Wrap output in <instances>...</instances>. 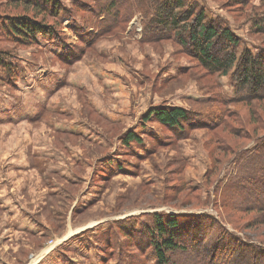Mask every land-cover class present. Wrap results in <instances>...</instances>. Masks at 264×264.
I'll return each instance as SVG.
<instances>
[{
    "label": "rangeland",
    "instance_id": "374dc122",
    "mask_svg": "<svg viewBox=\"0 0 264 264\" xmlns=\"http://www.w3.org/2000/svg\"><path fill=\"white\" fill-rule=\"evenodd\" d=\"M193 1L253 52L264 49V34H250L247 20L257 8L264 14V0ZM94 2L60 1L62 44L0 38L15 75L0 68V264H157L138 233L153 213L204 214L241 245L264 249V210L238 204L233 195L245 190L232 179L257 140L264 145V100L251 104L256 124L249 107L230 103L227 76L207 73L175 41L141 42L138 12L127 28L100 37L103 26L88 13ZM12 6L0 0V15L22 14ZM162 106L191 111L196 127L181 138L153 117L144 120ZM128 132L140 141L124 144ZM19 203L24 215L14 214ZM22 222L24 233L16 231ZM121 228L118 245L107 239V248L109 229ZM190 232L205 250L196 255L213 250L210 264L225 252L235 257L231 244L215 241L223 239L216 231Z\"/></svg>",
    "mask_w": 264,
    "mask_h": 264
},
{
    "label": "trees",
    "instance_id": "16d2710c",
    "mask_svg": "<svg viewBox=\"0 0 264 264\" xmlns=\"http://www.w3.org/2000/svg\"><path fill=\"white\" fill-rule=\"evenodd\" d=\"M60 1L11 0L14 9L22 6V14L3 13L0 15V27H3L0 29V38L16 45L27 44L33 39L36 40L37 36H41L55 45L62 44L60 35L57 33L60 26L57 20L61 14ZM93 4L95 9L88 13L89 16L96 17L99 25L103 26L100 37L109 32L127 28L132 14L138 12L142 16L141 42L175 41L182 51L195 59L207 73L227 76L234 90V97L230 100L231 104L244 103L250 109L252 102L264 100V49L260 48L253 52L248 46L242 44L241 38L232 31L229 24L217 19L218 17L213 18L205 14L203 6L198 2L193 0H97ZM87 6L89 7L86 4ZM74 12L76 13V10ZM45 15L54 19L53 22L44 24ZM247 20L251 23L248 29L250 34H264V14L261 15L258 8ZM2 53L0 64H3L5 68L3 69L1 65L0 68L4 74L8 73L10 78L15 77L10 73L13 69L12 65L4 63ZM250 111L256 124H260V119L256 120V116L259 117V115L256 113L255 106ZM191 116H193L191 111L181 107L162 106L145 114L144 120L153 117L158 124L170 131L174 130L172 131L174 133L183 134L181 138H184L187 137L189 130L196 127ZM201 125L205 124L201 123ZM139 141L134 133L128 132L125 135L124 144ZM256 144L255 150L253 148L249 150L253 154L247 158L245 163H242L241 167L239 165L237 174L235 173L232 178L239 186L238 189L245 191L233 197L237 198L238 204L243 205L244 209L248 205V208H253V210H264V196L262 198L258 196L261 192L264 193V145L261 146V140H257ZM240 157L244 158L245 154L241 153L237 156L238 164ZM248 194H250L249 203L242 199ZM253 196L257 199H252ZM147 224H151L150 228H147ZM192 229L216 231L217 236L223 238H216V242L220 244L225 242L224 245L228 247L229 244L232 245L235 257L227 258V252H225L224 258L226 259L213 258L217 261L212 264H264V249L256 245L258 242H247L248 245H241L243 242H237L238 240H235L237 238L229 234L227 230L225 231L216 219L204 216V214L189 216L153 213L150 214V220L148 219L146 223L139 226L138 233L146 235L149 239L150 249L157 264H179L182 259L181 255L184 256L181 264H210V252L213 250L201 254L204 257L196 255L198 254L196 249L199 248L200 251L201 248L202 251L204 247L198 243L201 240L198 233L192 232L191 234ZM119 232L122 233V228L116 229V232L109 229L108 235L103 238V243L107 248L111 246L110 242L114 246L118 245ZM200 236L202 238V235ZM204 238L206 240V235ZM239 251L241 259H245V262L237 259L236 255Z\"/></svg>",
    "mask_w": 264,
    "mask_h": 264
},
{
    "label": "crops",
    "instance_id": "0c3cea01",
    "mask_svg": "<svg viewBox=\"0 0 264 264\" xmlns=\"http://www.w3.org/2000/svg\"><path fill=\"white\" fill-rule=\"evenodd\" d=\"M24 206L21 204V203H19L18 204V206L16 205V207H15V210H14V214H17V213H19V214H22V215H24V212H25V210H24ZM27 215V214H26ZM25 218H28L27 216H25ZM12 220H13V218H11ZM24 224H26V223H20V226H19V228H17V232H25L24 230H26V229H24V228H22V226L21 225H23L24 226ZM91 226H93L92 224H90L89 226H87V227H85V226H83V227H81V228H79V230L78 231H80V230H82V229H86V228H88V227H91ZM85 227V228H84ZM77 231V232H78ZM71 233H73L72 231H71ZM73 235V234H72ZM71 236V235H70Z\"/></svg>",
    "mask_w": 264,
    "mask_h": 264
}]
</instances>
